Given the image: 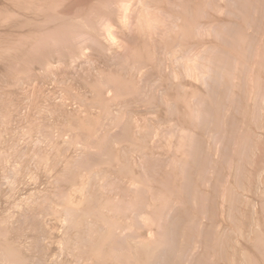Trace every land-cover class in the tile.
I'll return each instance as SVG.
<instances>
[{
  "label": "rangeland",
  "instance_id": "1",
  "mask_svg": "<svg viewBox=\"0 0 264 264\" xmlns=\"http://www.w3.org/2000/svg\"><path fill=\"white\" fill-rule=\"evenodd\" d=\"M0 264H264V0H0Z\"/></svg>",
  "mask_w": 264,
  "mask_h": 264
}]
</instances>
